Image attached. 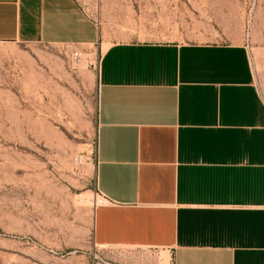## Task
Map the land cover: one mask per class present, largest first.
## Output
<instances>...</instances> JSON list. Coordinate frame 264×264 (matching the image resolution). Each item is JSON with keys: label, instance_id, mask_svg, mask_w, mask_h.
Listing matches in <instances>:
<instances>
[{"label": "crops", "instance_id": "obj_1", "mask_svg": "<svg viewBox=\"0 0 264 264\" xmlns=\"http://www.w3.org/2000/svg\"><path fill=\"white\" fill-rule=\"evenodd\" d=\"M136 2L0 0V41L105 45L94 174L109 201L94 241L166 249L170 264H264V98L248 49L118 41Z\"/></svg>", "mask_w": 264, "mask_h": 264}, {"label": "rangeland", "instance_id": "obj_2", "mask_svg": "<svg viewBox=\"0 0 264 264\" xmlns=\"http://www.w3.org/2000/svg\"><path fill=\"white\" fill-rule=\"evenodd\" d=\"M135 4L118 41L242 43L264 98V0ZM102 48L0 41V264H170L166 249L94 241Z\"/></svg>", "mask_w": 264, "mask_h": 264}, {"label": "built area", "instance_id": "obj_3", "mask_svg": "<svg viewBox=\"0 0 264 264\" xmlns=\"http://www.w3.org/2000/svg\"><path fill=\"white\" fill-rule=\"evenodd\" d=\"M94 194H95V207L109 201V199L97 189L96 184L94 188Z\"/></svg>", "mask_w": 264, "mask_h": 264}]
</instances>
